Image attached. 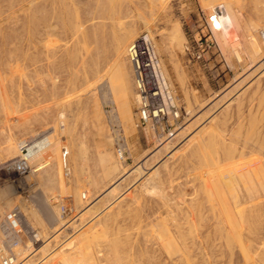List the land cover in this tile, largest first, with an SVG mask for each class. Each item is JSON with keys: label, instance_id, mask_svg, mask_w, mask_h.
<instances>
[{"label": "rangeland", "instance_id": "rangeland-1", "mask_svg": "<svg viewBox=\"0 0 264 264\" xmlns=\"http://www.w3.org/2000/svg\"><path fill=\"white\" fill-rule=\"evenodd\" d=\"M220 5L240 30L213 31L216 48L189 61L200 10ZM262 29L264 0H0V214L18 207L38 235L22 238L17 264H264ZM141 35L173 101L144 131L127 57ZM44 138L24 177L6 166L21 141ZM230 171L246 179L241 195L258 188L256 219L227 211Z\"/></svg>", "mask_w": 264, "mask_h": 264}, {"label": "built area", "instance_id": "built-area-1", "mask_svg": "<svg viewBox=\"0 0 264 264\" xmlns=\"http://www.w3.org/2000/svg\"><path fill=\"white\" fill-rule=\"evenodd\" d=\"M204 26L200 33L189 37L184 44L183 52L187 59L202 62L206 55L216 48L213 36V24L221 9L215 7L210 13L200 10ZM259 37L264 44V29L259 31ZM127 57L133 68V75L138 97L136 127L144 130H154L167 116V103L173 106L171 90L165 79L160 59L154 43L148 35L136 38L127 48ZM32 142H23L19 146L20 156L9 163L7 167L18 177H24L31 169L27 154ZM25 237L31 242L38 241L37 232L23 222L21 210L18 207L0 214V264H17L18 253L15 249Z\"/></svg>", "mask_w": 264, "mask_h": 264}, {"label": "bare ground", "instance_id": "bare-ground-1", "mask_svg": "<svg viewBox=\"0 0 264 264\" xmlns=\"http://www.w3.org/2000/svg\"><path fill=\"white\" fill-rule=\"evenodd\" d=\"M160 1V0H159ZM163 0H161L162 2ZM167 1V0H166ZM146 2V1H144ZM221 2V1H220ZM223 2H225V0H223ZM227 2V1H226ZM165 3V2H164ZM160 4V3H158ZM221 6V5H220ZM219 9H221V12L219 13V15L217 16V18L215 19L214 21V24H213V29L215 31H220L219 34L221 35V39L223 40H226V39H229V37H231L233 34L235 35V33L240 30V21H239V17L238 15L232 11V9L229 7V6H221ZM252 26V25H251ZM253 27V26H252ZM245 29V28H244ZM255 29V28H254ZM252 32V31H251ZM235 37V36H234ZM233 38V37H232ZM248 39V38H247ZM230 41V40H228ZM257 41V40H256ZM224 42V41H223ZM226 42V41H225ZM237 43V42H236ZM258 43V41H257ZM257 43L255 42L254 39H248V42H247V50L249 52V54L253 57L255 55L258 54L259 52V46L257 45ZM233 46V45H232ZM240 46V45H239ZM238 46V47H239ZM126 50V49H125ZM239 53V51H237ZM236 52V54H237ZM242 56V55H241ZM240 55L237 54V58L239 61L242 62V57ZM256 57V56H255ZM259 57V56H258ZM254 60V59H253ZM255 61V60H254ZM10 77V76H9ZM96 85V84H95ZM93 88V87H92ZM243 93V92H242ZM1 94V93H0ZM243 95V94H242ZM125 99L127 100V96H125ZM137 100L138 97H137ZM22 115V114H21ZM98 115V113H97ZM96 116V115H95ZM59 117H63V114H60ZM23 121V120H22ZM61 123V122H60ZM61 126V125H60ZM42 133V132H41ZM44 133V132H43ZM133 134V133H132ZM38 136V135H37ZM51 141V140H50ZM51 142H49L48 138H44L40 141H37V142H32L31 146H29V153L27 154V159L28 160H31L32 158H36V159H39L41 158V156L43 155L44 151L46 148H48L51 144ZM20 144H23V141L20 142ZM12 144L9 143V140H8V143H7V148L8 150H13V147L11 146ZM200 144H198L199 146ZM54 152L56 148H52ZM47 151V149H46ZM48 153V152H47ZM55 156V154H54ZM81 156V155H80ZM46 158V157H45ZM52 158V157H51ZM54 159V157H53ZM34 160V159H33ZM31 163V162H30ZM36 165V164H35ZM34 165V166H35ZM43 165V164H41ZM48 165V164H47ZM43 171H41V175L44 174L45 178H47V181L49 182L51 177H50V172H51V169H47L46 170V167L44 168L43 166ZM228 178L225 180V184L226 186L229 188V189H232L234 190L233 191V194H236L238 193L237 197L235 200H233V196H232V201H234L233 203L234 204H227V207L226 209H228L227 211H230L229 213H232V217L234 216V209L236 210V215L239 216V219H241L242 222H244V219H245V214H246V211L249 210L255 217H253L254 219H256L258 217V210L256 209L258 207V204L256 203H253L251 204L254 199H255V194L257 193V187L255 188L256 191L254 190V192L252 191V193H249L248 192V189L244 188L246 190V194H243L241 195L240 193H242L241 191H238L240 190L239 187H243V184H244V181L246 179H244V177L242 175H238L232 171L228 172ZM246 173V172H245ZM245 176H251L250 175V172H247V174H244ZM32 176V175H31ZM255 177V176H254ZM260 176H256L255 178H253L252 176L250 177L251 179V183L254 184V186H257V184L263 188V184L262 182L260 181L261 179L259 178ZM247 178V177H246ZM250 182V181H249ZM259 187V188H260ZM250 190L252 189V187L250 186L249 187ZM8 190V189H7ZM236 192V193H235ZM250 203V206L248 207V203ZM247 206V207H246ZM246 207V208H245ZM225 211V210H224ZM33 214V213H31ZM36 216V215H35ZM229 216V215H228ZM230 217V216H229ZM34 218V217H33ZM36 218V217H35ZM39 222V220H37ZM241 222V223H242ZM237 223V222H236ZM194 227V226H193ZM194 230V229H193ZM196 230V229H195ZM97 235V234H96ZM126 240V239H125ZM85 241V239H84ZM87 242V241H86ZM84 242V243H86ZM83 246V245H82ZM45 247V246H43ZM114 248L113 247V252H114ZM203 248V247H202ZM40 249V248H39ZM79 252V251H78ZM116 254V253H114ZM19 255V254H18ZM69 256V255H68ZM23 257V256H22ZM64 258V257H63ZM62 258V259H63ZM72 258V257H71ZM67 259V257H66ZM69 260H67L68 262L72 263L73 262V259L70 260V258L68 257ZM64 261L61 260V262H63V264H67V262L65 261V258L63 259ZM74 263V262H73ZM72 263V264H73ZM81 263V262H80ZM210 264V263H209Z\"/></svg>", "mask_w": 264, "mask_h": 264}]
</instances>
